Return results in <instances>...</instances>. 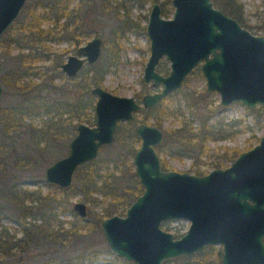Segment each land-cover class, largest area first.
Here are the masks:
<instances>
[{
  "label": "water",
  "instance_id": "1",
  "mask_svg": "<svg viewBox=\"0 0 264 264\" xmlns=\"http://www.w3.org/2000/svg\"><path fill=\"white\" fill-rule=\"evenodd\" d=\"M25 0H0V35L14 21ZM173 16H159L153 3L145 25L150 40L142 79L161 84V89L140 98L143 107L153 105L180 85L183 77L202 59L200 70L207 90L219 94V103L237 100L257 108L264 121V38L241 28L235 20L212 6L211 0H172ZM101 38L94 36L60 63L72 76L86 62L94 61ZM165 55L169 70H155ZM1 91V87H0ZM95 125H76L68 153L44 168V180L66 187L74 169L95 157L97 147L110 142L117 120L132 119L139 105L131 96L113 94L99 86L90 88ZM139 145L131 156L133 171L142 191L123 215L103 217L105 241L116 255L135 264H161L164 260L190 254L206 244H221V264H264V130L258 142L240 152L225 167L196 175L160 168L154 147L162 132L155 125L133 127ZM71 208L80 217L86 205L74 201ZM189 221L179 237L159 226L165 219Z\"/></svg>",
  "mask_w": 264,
  "mask_h": 264
},
{
  "label": "rangeland",
  "instance_id": "2",
  "mask_svg": "<svg viewBox=\"0 0 264 264\" xmlns=\"http://www.w3.org/2000/svg\"><path fill=\"white\" fill-rule=\"evenodd\" d=\"M25 0L24 2H27ZM110 4L118 5V9L114 12L105 11L101 7V0H72L73 3L79 2V10L82 11L80 21L81 27L88 29L90 35L80 41H76L75 37H68V30L63 32L66 36L57 42L46 43L50 53L45 59L33 62L31 70H35L38 65L46 66L51 63V59L60 57L65 60L68 54L74 52L75 48L88 40L92 35H99L102 39L99 58L93 63V68L87 70L82 68L79 73L82 76L79 82H66L60 79H54L53 82L58 86H52L50 83L48 90L39 92L37 83L43 80L37 75H31L29 78L35 82L32 89L27 93L26 99L15 93L11 89H5L0 81V112L3 113L6 107L19 103L21 100L30 103V99L36 96L43 95L45 102L52 103L55 100H64L72 104H78L84 107L80 118L81 122L88 125L94 124L93 103L95 95L89 93L87 88L85 92H81L77 88L85 85L86 79L93 71H102L103 77L100 86L117 95L132 96L140 102V97L143 93H151L158 91L161 84L152 87L149 82L142 80L143 65L148 56V38L144 31V25L147 20L150 5L153 0H109ZM162 1V7H167L170 13V1ZM239 5L242 19L245 23V28L254 34H264L263 28L260 26L264 23V0H236ZM24 4V3H23ZM83 12L87 15L84 16ZM171 16V13L168 17ZM166 18V16H163ZM263 20V22H262ZM15 21L14 25H18ZM14 27V26H13ZM56 28H54L55 30ZM57 30V29H56ZM23 34L11 28L4 31L0 35L3 44H9V51L4 53L0 51V74L12 70L17 65L16 56L19 53H28V45L23 46L21 40ZM11 38H18L19 44L10 42ZM161 74L167 73L169 70V61L161 57L155 67ZM58 82V83H57ZM191 95L193 98V108L187 109L182 100L179 98L182 94ZM164 103H175L178 105L174 109L175 113L159 115L160 126L168 131L173 130L179 125L181 119H185L187 126L196 131L197 136L189 141H184L180 138L176 139L173 134L167 133L166 139L162 138L158 147L157 154L162 157L168 170H176L181 172L195 173V170L206 173L215 168L211 161L215 157H219L227 152L233 151L238 153L246 150L257 143L259 137L264 130V121L261 117L259 109H250L238 102H231L228 105L219 103V95L216 91H208L205 89L204 77L201 75L198 64L182 79L180 85L168 95H165ZM30 98V99H28ZM34 99V98H33ZM163 100V99H162ZM161 101V100H159ZM158 101V102H159ZM157 102V103H158ZM156 103V104H157ZM87 104L91 106L85 108ZM155 104V105H156ZM142 107V106H141ZM151 112L145 111L148 108H140L135 114V121H140L148 114L149 118L145 121L150 123L155 121L157 110L152 107ZM1 115V114H0ZM15 124L9 126L7 130H2L0 122V185L4 182H15L17 189L36 190L42 196L55 197L61 203L54 209L56 218L62 220L64 227H67L69 220L74 219L71 213V205L74 201H83L82 193L79 191V183L76 181V174L80 171L77 167L73 172L71 183L67 187H60L56 184L49 183L44 180V168L55 159L64 156L68 151V141L75 132V125L80 122L76 118H71L67 113L58 116L54 109L39 108L35 113L21 116L16 114ZM1 117V116H0ZM1 119V118H0ZM133 122V123H134ZM133 123L130 129L132 130ZM245 124L248 126L245 127ZM206 125L205 134H210L203 141L205 153L200 156L199 166L194 165L193 155H196L194 143L198 146V142L203 137L202 127ZM124 132L121 129V133ZM139 142V141H138ZM114 141L108 145L101 146L96 154V158H107L112 156L118 146ZM157 150V149H156ZM19 162V165H15ZM231 159L222 161V164L217 167L227 166ZM133 168V166H132ZM110 170V165L109 169ZM105 170H100L99 173L104 175ZM123 175L125 178L127 172L122 168L114 173V175ZM96 194H92L95 196ZM96 197L99 198L97 195ZM33 195L26 199L29 204ZM32 201V200H31ZM87 205L89 203L84 202ZM6 206V203L0 201V205ZM101 204L91 206L93 211H99ZM36 211L32 208V211ZM88 212V210H87ZM9 210L0 213V222L6 225L8 233L15 232L16 236L21 235L20 221H10L7 219ZM78 216V215H77ZM31 220L25 218V221ZM85 220V219H84ZM80 220L79 223L85 221ZM87 220V219H86ZM89 221V218L88 220ZM100 222V221H99ZM99 222L94 224L91 229L85 232L84 235L77 238L76 244L72 247H60L69 254L82 251L88 256L95 253L96 261L100 264H135L132 260H126L113 251H111L105 241L102 229ZM189 221L182 218H172L163 220L160 223V228L170 232L174 237H178L185 232ZM213 248L211 256L208 257V264H220L214 256L216 249H221L220 243L211 244ZM54 247L47 242H32L24 252H16L8 258H4L0 254V264H38L41 258H44V253L51 251ZM57 248V247H56ZM72 249V250H71ZM61 251V250H60ZM88 260L87 256H73L71 264H84ZM183 255L172 259H167L166 263L161 264H182Z\"/></svg>",
  "mask_w": 264,
  "mask_h": 264
},
{
  "label": "trees",
  "instance_id": "3",
  "mask_svg": "<svg viewBox=\"0 0 264 264\" xmlns=\"http://www.w3.org/2000/svg\"><path fill=\"white\" fill-rule=\"evenodd\" d=\"M215 6H217L224 13L229 14L233 17H239L240 8L236 4V0H213ZM109 0H101L100 5L105 11L114 12L118 9V5L110 4ZM82 11L79 10V2L73 3L72 0H28L22 5L18 15L14 21L7 27L6 31L11 28L19 30L22 35L23 46L28 45V53H19L16 56L17 65L8 72L0 74V81L5 89H11L15 93L22 95L25 99L27 93L32 89L35 82L30 78L31 75L34 77L37 75L43 81L37 83L40 85L38 91L42 92L48 90L49 84L52 86H58L53 80L60 79L66 82H79L82 76L76 75L74 77H67L59 68V64L62 62L61 58L54 57L51 59V63L46 66L38 65L35 70H31V64L40 59H45L49 55L50 50L46 43L57 42L62 40L68 30V37H75L79 39L81 36H87L89 34L88 29L85 31H80L83 29L81 27L80 21L82 16ZM84 16L87 15L83 12ZM15 21H18V25H14ZM263 22V20H262ZM14 26V27H13ZM264 33V23L260 25ZM54 28H56L54 30ZM264 36V34H263ZM10 42L13 44H19L18 38H11ZM7 53L9 51V44H3L0 39V51ZM88 67L87 70H90ZM30 77V78H29ZM103 77L102 71H93L89 76L84 77V86L77 84V88L81 92L93 85H100ZM83 81V80H82ZM58 83V82H57ZM37 98H28L30 103L27 104L25 100H21L19 103L9 105L6 107L3 113L0 112V122L2 125V130H7L9 126L15 124V117L17 113L21 116L29 115L35 113L39 108L50 109L52 107L56 115L61 116L67 113L71 118H76L79 121L84 115L82 113V107L78 104L69 103L67 100H55L52 105L46 103L43 100L44 96H36ZM182 100L185 107L189 110L193 108V98L189 93L182 94L179 98ZM165 98L159 101L153 106L157 110V116L155 121L150 123L161 128L160 121L158 119L159 115H169L175 113V108L178 102L164 103ZM91 106L87 104L85 108ZM152 108H148L145 111L151 112ZM141 111V109H140ZM141 121H146L149 116L148 114L142 116ZM131 123H119L118 128L115 133L114 142L117 143L118 148L116 152L107 158H94L78 166L80 171L76 174V181L79 183V191L82 193V198L84 202L89 203L88 212L84 217L77 216L76 212L70 207V211L74 216V219L67 221V227H64L63 221L56 218V211L54 210L61 201L55 197L42 196L36 193V190H20L17 189L15 182L4 181L0 185V201H4L6 206L0 205V213H3L6 209L9 210L7 219L10 221H20L21 223V235L16 236L15 232L8 233L6 225L0 222V254L4 258L11 256L16 252H24L30 243L34 242H47L54 247L51 251L44 253V258H41L38 264H71L73 256H87L88 260L84 264H100L93 261L95 258V253L88 256L83 254V249L77 253L75 251L73 254L67 253L64 248L72 247L77 242V238L84 235L86 231L91 229L94 224L101 220V218L110 216L113 214L121 215L124 213L125 208L141 191L142 186L139 184L137 178L134 175L133 168L131 165V156L134 153L138 145V138L133 134L130 129ZM205 127V129H204ZM245 127L248 126L245 124ZM121 129L124 132L121 133ZM203 137L198 142V146L194 143V148H196V155H193L194 165L199 166L200 156L205 153L202 146L203 141L208 138L210 134H205L207 126L202 127ZM163 137L166 139L167 133L173 134L176 139L180 138L184 141H189L191 138L197 136L196 131L191 130L187 126L185 119H181L179 125L173 130L168 131L162 129ZM258 139V137H257ZM2 145V143H0ZM157 149V150H156ZM158 151V147L155 148ZM236 155L235 152L226 150L224 154L215 157L211 163L213 166H219L222 161L227 159H233ZM161 168L166 169V165L162 157L159 158ZM16 162L15 165H19ZM110 165V170L109 169ZM121 168L127 172L126 177L114 175V173ZM100 170H105L104 175L100 174ZM196 174H202V171L195 170ZM92 194H96L92 196ZM33 195L29 204L26 203V198ZM99 196L96 197V196ZM96 204H101L99 211H93L91 206ZM35 208L36 211H32ZM25 218L31 220L25 221ZM89 218V221H87ZM85 219V220H84ZM87 219V220H86ZM80 220H84V223H79ZM264 243V239H263ZM64 247L63 249L60 247ZM213 248L212 245H205L200 250L183 255L182 264H208V257L211 256ZM61 250V251H60ZM72 250V249H71ZM214 256L219 263L220 249L214 251ZM167 260L163 261L166 263Z\"/></svg>",
  "mask_w": 264,
  "mask_h": 264
},
{
  "label": "flooded vegetation",
  "instance_id": "4",
  "mask_svg": "<svg viewBox=\"0 0 264 264\" xmlns=\"http://www.w3.org/2000/svg\"><path fill=\"white\" fill-rule=\"evenodd\" d=\"M165 1H167V2L170 1V4H171V9H170V10H171V11H170L171 16H170V17H168V16L170 15V13L167 14V12H168L169 10L167 9V7H162V6H161L163 3H162V1H160V0H153L152 3H151V5H150V8H151V6H152L153 3H157L158 8H159V16L162 17V18H164L163 16H166V18H164V19H170V18H172V16H173V11H174L175 6L172 4V0H165ZM211 2H212V6H213V7L217 8L218 10H220L217 6H215L213 0H211ZM150 8H149V11H150ZM20 9H21V8H20ZM19 11H20V10H19ZM220 11H221L222 13H224L222 10H220ZM18 13H19V12H18ZM224 14H226V13H224ZM17 15H18V14H17ZM17 15H16V16H17ZM148 15H149V12H148ZM226 15H228L231 19L235 20V22H236L241 28L246 29V28H245L246 25H245V23H244V21H243V19H242V13L239 14V17H233V16H231V15H229V14H226ZM15 18H16V17H15ZM147 19H148V16H147ZM146 22H147V20H146ZM146 22H145V25H146ZM145 25H144V31H145ZM6 29H7V28H6ZM6 29H5V30H6ZM5 30H4V31H5ZM82 30L85 31L84 29H80V31H82ZM246 30H247V29H246ZM4 31H3V32H4ZM88 31H89V30H88ZM248 31H249V30H248ZM249 32H250V31H249ZM250 33H252V32H250ZM145 34H146V31H145ZM252 34H254V33H252ZM88 35H90V31H89V34H88ZM88 35H87V36H88ZM256 35H260V34H256ZM87 36H85V37H84V36H81V37H80L79 39H77L76 41L83 40V39L86 38ZM94 36H99V35H96V34H95V35H92L88 40H90V39H91L92 37H94ZM146 36H147V34H146ZM261 36L264 38L263 34H262ZM99 37H100V36H99ZM100 38H101V37H100ZM147 38H148V36H147ZM88 40H86V41L83 42L82 44L78 45L77 47H79V46H81V45H84ZM101 43H102V39H101ZM149 44H150V40H149V38H148V50H149ZM77 47H76V48H77ZM76 48H75V49H76ZM100 49H101V44H100ZM100 49H99V54H98L97 58H96L94 61L90 62V63L86 62V60H85V56H81V57L83 58L82 65L78 68V70L76 71V73H75L74 75H72V76H67L62 70H61V71H62V72L64 73V75L67 76V77H74V76H76L77 74L79 75V73L81 72L82 68H84V67H86L87 69H88V67H91V69H92V68H93V66H92L93 63L99 58V55H100ZM72 54H75V50H74L73 53L68 54L67 56L72 55ZM148 55H149V52H148ZM67 56H66V58H67ZM161 57L166 58L164 54H163ZM161 57H160V58H161ZM66 58H65V59H66ZM147 58H148V56H147ZM147 58H146V60H147ZM160 58H159V59H160ZM159 59H158V61H159ZM166 59H167V58H166ZM146 60H145V62H146ZM167 60H168V59H167ZM158 61H157V63H158ZM168 61H169V60H168ZM62 62H63V61H62ZM145 62H144V64H145ZM201 62H202V59H199L198 62H197L192 68H191V70H192L197 64H198V66H199V70H200V63H201ZM157 63H156V65H157ZM169 63H170V62H169ZM59 65H60V64H59ZM156 65H155V67H156ZM143 67H144V65H143ZM59 68H60V67H59ZM169 68H170V66H169ZM91 69H90V70H91ZM191 70H190V71H191ZM156 71H157V70H156ZM190 71H189V72H190ZM157 72H158V71H157ZM167 72H168V71H167ZM189 72H188V73H189ZM158 73H159V72H158ZM188 73H187V74H188ZM200 73H201V70H200ZM142 74H143V72H142ZM160 74H161V73H160ZM165 74H166V73H165ZM187 74H186V75H187ZM162 75H164V74H162ZM186 75H185V76H186ZM201 75H202V73H201ZM185 76H184V77H185ZM202 76H203V75H202ZM184 77H183V78H184ZM142 80H143V79H142ZM143 81H144V80H143ZM181 81H182V80H181ZM144 82H145V81H144ZM180 83H181V82H180ZM204 83H205V80H204ZM149 84H150L152 87L156 86V85L153 86V85L151 84V82H149ZM93 86H99V87H101L100 85H93ZM93 86H91V87H93ZM91 87H89L88 91H89V93H91L92 95H95V100H96V98H97L96 94L90 92V88H91ZM101 88H102V87H101ZM176 88H177V87H176ZM176 88H175V89H176ZM103 89H104V88H103ZM160 89H161V87H160ZM160 89H159V90H160ZM175 89H173V90H175ZM205 89H206V87H205ZM105 90H106V89H105ZM159 90H158V91H159ZM173 90H171V91H173ZM206 90H207V89H206ZM107 91H108V90H107ZM171 91L167 92L165 95H168ZM208 91H215V90H208ZM109 92H110V91H109ZM153 92H156V91H153ZM153 92H151V93H153ZM111 93H112V92H111ZM217 93H218V92H217ZM113 94H115V93H113ZM143 94H145V93H143ZM143 94H142V95H143ZM142 95H141V96H142ZM165 95L162 96L161 98H159V99H158L153 105H151V106H149V107H144V108H150V107L154 106L159 100H162V99H164L165 97H167V96H165ZM218 95H219V94H218ZM120 96H124V95H120ZM131 97H132V96H131ZM132 98H133L134 101L139 105V107H138L135 111L132 112V119H124V120L120 119V120H117V121H116V124H115V128H114L113 134H112V139H111V141H110V142H107V143H102V144H100V145L97 147V151H98V149H99L101 146H103V145H108V144H110V143H112V142L114 141L115 133H116V130H117V128H118V124H119V123H126V122L128 123V122H129V123L132 124V123L135 121V114L140 110V108H143V106L141 105L140 102H138L137 100H135L134 97H132ZM140 98H141V97H140ZM231 102H238V103H241V102H239V101H237V100H232V101H230L229 103H231ZM94 103H95V101H94ZM94 103H93V107H94ZM229 103H228V104H229ZM228 104H222V105H228ZM241 104H242V103H241ZM243 105H244V104H243ZM141 106H142V107H141ZM244 106H245V105H244ZM260 108H261V105H259L257 108H250V109H259V111H260ZM260 114H261V112H260ZM93 116H94V124H93V125H95L96 117H95V113H94V108H93ZM261 117H262V116H261ZM140 122L147 123V122H145V121H141V120H140V121H137V122H134V123H133V126H132V132H133V134H134V131H133V127H134V125L137 124V123H140ZM78 123H84V122H81V121H80V122H77L76 125H77ZM84 124H86V123H84ZM148 124H152V123H148ZM76 125H75V132H74L73 136H74V135L76 134V132H77V131H76ZM86 125H88V124H86ZM93 125H89V126H93ZM152 125H154V124H152ZM155 126H156V125H155ZM156 127H157V126H156ZM157 128H159V127H157ZM159 129L161 130V128H159ZM161 132H162V130H161ZM134 135H135V134H134ZM73 136H72V137H73ZM135 136H136V135H135ZM72 137H71V138H72ZM136 137H137V136H136ZM162 137H163V132H162ZM71 138H70V139H71ZM137 138H138V137H137ZM258 138H259V137H258ZM70 139H69V141H70ZM161 139H162V138H161ZM138 140H139V138H138ZM69 141H68V143H69ZM257 142H258V140H257ZM138 145H139V142H138ZM138 145H137V147H138ZM157 145H158V144H157ZM157 145H156V146H157ZM254 145H255V144H254ZM156 146L154 147V149L156 148ZM251 147H252V146H251ZM251 147H250V148H251ZM248 149H249V148H248ZM246 150H247V149H246ZM97 151H96V154H97ZM242 151H245V150H242ZM242 151H240V152H242ZM155 152H156V151H155ZM240 152L236 153V155L233 157V159H234V158H235ZM67 153H68V151H67ZM67 153H66V154H67ZM156 153H157V152H156ZM66 154H65V155H66ZM157 155H158V154H157ZM61 157H62V156H61ZM59 158H60V157H59ZM94 158H96V155H95ZM94 158H93V159H94ZM159 158H160V157L158 156V159H159ZM57 159H58V158H57ZM233 159H231V161H232ZM55 160H56V159H55ZM91 160H92V159H91ZM88 161H90V160H88ZM52 162H53V161H52ZM52 162H51V163H52ZM85 162H87V161H85ZM85 162H83V163H85ZM83 163H81V164H83ZM81 164H79V165H81ZM159 164H160V160H159ZM79 165H78V166H79ZM131 165H132V164H131ZM228 165H229V164H228ZM228 165H227V166H228ZM78 166H77V167H78ZM77 167H76V168H77ZM224 167H225V166H224ZM76 168H75V169H76ZM160 168H161V165H160ZM215 168H217V167H215ZM220 168H222V167H220ZM75 169H74V171H75ZM161 169H163V168H161ZM212 169H213V168H212ZM164 170H168V169H164ZM74 171H73V172H74ZM133 172H134V171H133ZM179 172H181V171H179ZM183 172H184V171H183ZM188 173H189V172H188ZM191 174H196V173H191ZM202 174H204V173H202ZM72 175H73V173H72ZM134 175H135V174H134ZM196 175H200V174H196ZM135 177H136V176H135ZM71 178H72V176H71ZM136 178H137V177H136ZM137 180H138V179H137ZM138 182H139V181H138ZM70 183H71V181H70ZM70 183H69V184H70ZM139 184H140V183H139ZM140 185H141V184H140ZM66 187H67V186H66ZM142 189H143V188H142ZM140 193H141V192H140ZM140 193H139V194H140ZM132 200H133V199H132ZM132 200H131V201H132ZM85 205H86V203H85ZM128 205H129V204H128ZM128 205H127V206H128ZM125 209H126V208H125ZM87 210H88V209H87V205H86V213H87ZM124 211H125V210H124ZM123 214H124V213H123ZM123 214H121V215H123ZM85 215H86V214H85ZM106 217H107V216H106ZM101 219H102V218H101ZM171 219H172V218H171ZM165 220H166V219H165ZM161 222H162V221H161ZM161 222H160V223H161ZM159 226H160V224H159ZM162 230H163V229H162ZM183 233H184V232H183ZM183 233H181L180 235H182ZM180 235H179V236H180ZM179 236H178V237H179ZM173 237H174V236H173ZM261 239H262V241H263V239H264V234L262 235V238H261ZM206 245H211V244H206ZM220 245H221V244H220ZM204 246H205V245H204ZM201 248H202V247H201ZM201 248H200V249H201ZM200 249H199V250H200ZM197 251H198V250H197ZM195 252H196V251H195ZM193 253H194V252H193ZM190 254H191V253H190ZM183 255H187V254H183ZM179 256H181V255H179ZM220 256H221V249H220ZM220 256H219V263L221 264V262H220ZM174 258H175V257H174ZM164 261H165V260H164Z\"/></svg>",
  "mask_w": 264,
  "mask_h": 264
}]
</instances>
